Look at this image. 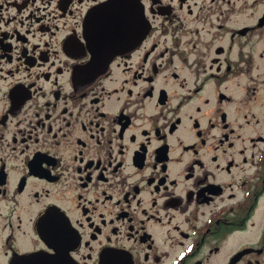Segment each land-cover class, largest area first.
Returning a JSON list of instances; mask_svg holds the SVG:
<instances>
[{"label":"flooded vegetation","instance_id":"obj_1","mask_svg":"<svg viewBox=\"0 0 264 264\" xmlns=\"http://www.w3.org/2000/svg\"><path fill=\"white\" fill-rule=\"evenodd\" d=\"M0 264H264V0H0Z\"/></svg>","mask_w":264,"mask_h":264}]
</instances>
